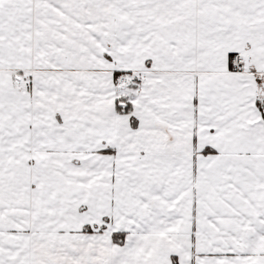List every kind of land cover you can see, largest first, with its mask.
Returning <instances> with one entry per match:
<instances>
[{"label":"snow or ice","instance_id":"snow-or-ice-1","mask_svg":"<svg viewBox=\"0 0 264 264\" xmlns=\"http://www.w3.org/2000/svg\"><path fill=\"white\" fill-rule=\"evenodd\" d=\"M0 264H264V0H0Z\"/></svg>","mask_w":264,"mask_h":264}]
</instances>
